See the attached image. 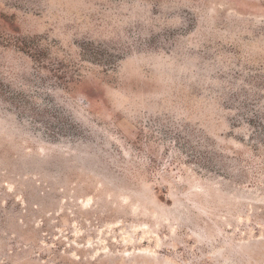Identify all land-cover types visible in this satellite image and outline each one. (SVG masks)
<instances>
[{
  "label": "rangeland",
  "instance_id": "374dc122",
  "mask_svg": "<svg viewBox=\"0 0 264 264\" xmlns=\"http://www.w3.org/2000/svg\"><path fill=\"white\" fill-rule=\"evenodd\" d=\"M0 264H264V0H0Z\"/></svg>",
  "mask_w": 264,
  "mask_h": 264
}]
</instances>
